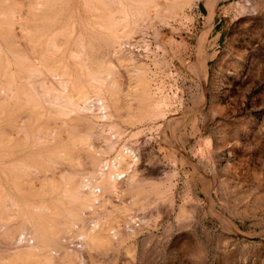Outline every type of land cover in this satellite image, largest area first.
I'll list each match as a JSON object with an SVG mask.
<instances>
[{"label": "rangeland", "instance_id": "rangeland-1", "mask_svg": "<svg viewBox=\"0 0 264 264\" xmlns=\"http://www.w3.org/2000/svg\"><path fill=\"white\" fill-rule=\"evenodd\" d=\"M0 264H264V0H0Z\"/></svg>", "mask_w": 264, "mask_h": 264}]
</instances>
